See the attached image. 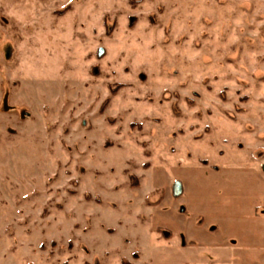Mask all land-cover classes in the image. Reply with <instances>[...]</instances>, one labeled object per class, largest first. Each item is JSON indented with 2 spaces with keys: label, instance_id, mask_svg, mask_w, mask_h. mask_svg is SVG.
I'll use <instances>...</instances> for the list:
<instances>
[{
  "label": "rangeland",
  "instance_id": "obj_1",
  "mask_svg": "<svg viewBox=\"0 0 264 264\" xmlns=\"http://www.w3.org/2000/svg\"><path fill=\"white\" fill-rule=\"evenodd\" d=\"M263 165L264 0H0V264H264Z\"/></svg>",
  "mask_w": 264,
  "mask_h": 264
},
{
  "label": "water",
  "instance_id": "obj_2",
  "mask_svg": "<svg viewBox=\"0 0 264 264\" xmlns=\"http://www.w3.org/2000/svg\"><path fill=\"white\" fill-rule=\"evenodd\" d=\"M102 49L100 50V53H102ZM263 170H264V165H263ZM182 184L179 181H176L175 185H174V194L175 195H180L182 193Z\"/></svg>",
  "mask_w": 264,
  "mask_h": 264
}]
</instances>
